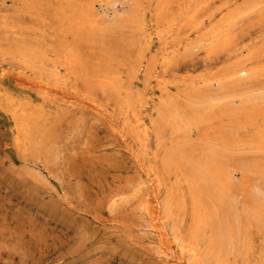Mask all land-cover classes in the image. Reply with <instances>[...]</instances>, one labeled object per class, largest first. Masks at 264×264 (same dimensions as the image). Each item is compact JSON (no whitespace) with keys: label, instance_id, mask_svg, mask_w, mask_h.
<instances>
[{"label":"rangeland","instance_id":"374dc122","mask_svg":"<svg viewBox=\"0 0 264 264\" xmlns=\"http://www.w3.org/2000/svg\"><path fill=\"white\" fill-rule=\"evenodd\" d=\"M164 2L176 23L166 44L152 33L148 46L142 29ZM33 3L0 0V264H183L166 247L170 225L190 239L198 211L204 212L199 245L204 260L209 235L221 238L220 245L226 242L223 223L216 227L212 220L217 219L197 206L195 164L232 176L226 192L230 207L222 214L232 224L244 222L264 252V216L252 211L257 205L264 212V0H142L141 9L131 11L121 1L96 5L84 35L96 57L121 62L126 67L119 65L120 72L131 76V60L142 45L150 48L146 58L154 56L157 68L167 60L161 82L153 76L145 82L138 74L130 89L135 113L150 130L147 151L121 116L116 93L101 94L79 80L56 82L62 71L52 79L20 57L21 46L48 57L50 30L33 13ZM240 67L246 69L244 80L238 75L229 80ZM172 71L187 76L188 89L207 105L233 99L228 105L233 118L219 128L220 149L208 143L201 128L189 136L188 184H177L173 173L159 180L151 161L157 149L152 124H159V109L177 95L180 83ZM257 103L263 106L260 114ZM161 133L168 144L169 127ZM170 204L174 221L168 217ZM225 257L224 264H243L240 257Z\"/></svg>","mask_w":264,"mask_h":264},{"label":"bare ground","instance_id":"6f19581e","mask_svg":"<svg viewBox=\"0 0 264 264\" xmlns=\"http://www.w3.org/2000/svg\"><path fill=\"white\" fill-rule=\"evenodd\" d=\"M118 1L129 5L130 11L131 9H141L138 5L142 0H35V3H33L35 7H31L33 13L39 15L48 30H50L49 40L46 44L48 51L46 55L49 58L45 57L44 53L38 54L33 50L32 52L25 51L23 46L17 51L21 55L20 57L28 58L31 65L38 70V73H43V75L54 79V76L59 73L58 71H62L64 77L56 78V82L61 80L62 82L74 84L79 80L87 84L89 89L91 85L93 90H98L101 94L116 93L121 98L119 102L121 116L130 127L129 129H131L136 141L147 151L150 130L145 125H142V120L135 113V102L130 94V89L133 85V78H137L138 74L146 76L145 82L152 76L155 80L160 79L159 82H161V78L167 75L166 58L161 60V66L157 68L155 57L150 55L149 58H146V56L150 50L148 46L153 40L151 34L155 33V39L158 43L166 44L168 40L166 37L170 34V29L173 28L176 20L169 15L168 2L160 5L159 10L153 16V23L145 24L142 29L143 35L147 36L145 41L148 46L146 44L145 48L143 45L140 46L136 58L131 60V62H134L131 63L132 76L128 72L126 73L127 70L125 73H121L120 70L122 68H119V65L121 67H126V65L121 62L116 65L114 60L108 57H96L89 50L91 42L84 37L85 31L92 27V19L98 13L96 5L110 6L111 3L114 4ZM141 15L142 12H139L134 17L138 21ZM136 20L133 22H137ZM149 29H152V31L149 32ZM208 52L206 55L209 54L210 56L212 52ZM56 64H58L59 70ZM178 68L183 69L179 66ZM171 73L173 79L178 78L173 71ZM124 74L125 76H123ZM235 75L240 76L238 77L239 80H244L245 77L243 76L246 75L245 67L236 69L235 72L229 74L228 79L234 80L233 77ZM188 80L187 76L178 78L180 83L178 85L175 84L177 95L168 96L166 102L159 109V124H152L155 128V143L157 145L156 151L151 154L153 170L158 175L159 180H165L169 173H173L177 184L182 181L185 184L189 182L185 177L184 166L188 158H190V146L192 144L189 142V136L193 130L201 128L202 135L207 138L208 143L220 149L219 146L221 145L219 142L224 144V140L221 138L223 132H219V128L220 126L224 125L225 127L228 125L233 118V111L228 108L233 99L219 98L215 100L216 102H211L207 105L206 100L198 98L193 91L188 89L186 84ZM250 101L258 102V100L254 99H250ZM257 105L259 107L257 111L260 114L263 112V106L261 103H257ZM166 127H169L171 137L168 144L161 133ZM215 152H219V150L215 149ZM227 174L213 165L195 164L193 166L192 183L194 189L200 194H198L197 206L202 205L206 208L205 210L206 212L208 211L211 218L217 219L212 220L216 227H220V223H223L224 232L222 236H224L223 239L226 243L220 245L222 244L221 238H213L207 235L204 246L208 250L205 252L203 260L201 257V246L199 245L202 244L205 233L204 228H201L204 223V212L198 211L195 223L196 232L191 231L190 239L184 240L180 235L179 228L175 229L170 225L171 240L166 247L173 253V258H176L179 263L224 264L225 256L227 258L237 256L243 259V264H264V252L260 253L257 250L251 233L242 226H245V223L232 224L226 221L225 215L222 214L227 207H230L227 203L226 192L232 176ZM196 184H202L203 187L198 189ZM211 185L215 188H210L209 186ZM177 193H179V187L171 194V198L173 199L175 195H178ZM225 206L226 208H224ZM168 210L171 212V214H168L169 219L174 221L172 204L168 206ZM252 211L255 214L264 216V212L257 205L252 206ZM240 215L239 218L241 217ZM172 224L176 225L175 222H172ZM167 236L166 231H164L162 241H169ZM216 245L218 246L216 247ZM160 247L161 252H163L162 246Z\"/></svg>","mask_w":264,"mask_h":264}]
</instances>
